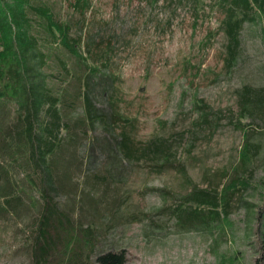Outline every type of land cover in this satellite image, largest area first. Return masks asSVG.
<instances>
[{"label":"trees","instance_id":"obj_1","mask_svg":"<svg viewBox=\"0 0 264 264\" xmlns=\"http://www.w3.org/2000/svg\"><path fill=\"white\" fill-rule=\"evenodd\" d=\"M215 2L224 10L220 29L228 40L225 67L230 73L246 59V27L259 24V33L264 34V0ZM28 12L39 19L46 38L60 41L62 50L37 48V37L29 34ZM69 30L70 25L59 22L46 4L0 0V111L9 102L16 106L12 122H4L0 115V215L32 210L25 245L30 264L124 263L123 248L106 247H119L113 236L122 221L143 217L121 208L116 185L121 169L138 151L151 159L150 170L174 169L183 176V187L188 185L185 192L171 196L159 189L168 196L156 213L167 214L176 224L213 226L227 219L234 205L244 206L246 215L252 211L253 204L243 193L255 186L252 179L263 147L254 140L252 125L264 137V85L247 81L235 88L238 112L229 110L228 121L242 130L238 157L220 188L219 180L208 179L200 186L187 176L176 146L186 137L189 155L196 139L209 137L205 129L219 124L222 109L212 110L195 98L189 109L209 111H202L187 136L184 131L156 135L138 150L131 132L120 126L132 121L118 111L112 98L115 77L87 62L80 37H69ZM88 41L92 40L86 41L87 50ZM47 59L55 63L50 76L40 67ZM53 77L59 79L54 83ZM16 169L23 171L21 178Z\"/></svg>","mask_w":264,"mask_h":264},{"label":"rangeland","instance_id":"obj_2","mask_svg":"<svg viewBox=\"0 0 264 264\" xmlns=\"http://www.w3.org/2000/svg\"><path fill=\"white\" fill-rule=\"evenodd\" d=\"M215 1L32 3L50 7L59 22L70 25L68 36L80 37V50L87 62L115 77L112 98L118 111L132 121H122L120 126L131 132L138 150L156 135L184 131L187 136L203 110L222 109L219 124L205 129L209 137L196 139L189 155L186 137L176 146L177 157L185 160V172L192 182L205 186L208 179L219 180L220 188L227 181L242 144V130L228 121L229 110L238 112L234 90L247 81L264 85V34L259 33V24L246 27V59L227 73L228 40L220 29L224 10ZM28 14L32 19L29 34L37 37V48L42 52L62 50L59 40L46 38L34 13ZM90 39L87 50L86 41ZM54 65L53 60L47 59L40 67L50 76ZM53 78L54 83L59 79ZM195 98L203 99L208 107L189 109ZM15 107L9 102L0 111L4 122L13 121ZM212 116L214 113L209 114ZM252 126L254 140L263 145L252 179L255 186L243 193V198L253 204L252 211L246 215L244 206L234 205L227 219L213 226L176 224L167 214L156 213V209L168 194L185 192L188 185L183 187L184 178L174 169L150 170L151 159L138 151L131 163L121 169L116 185L123 199L121 208L143 217L122 221L113 236V243L119 247L106 249L123 248V264H264V137L256 133L257 126ZM16 175L21 178L23 171L16 169ZM170 202L172 198L167 199ZM32 216L28 208L20 210L18 216L0 215V264H30L25 245ZM151 220L157 225H151Z\"/></svg>","mask_w":264,"mask_h":264},{"label":"bare ground","instance_id":"obj_3","mask_svg":"<svg viewBox=\"0 0 264 264\" xmlns=\"http://www.w3.org/2000/svg\"><path fill=\"white\" fill-rule=\"evenodd\" d=\"M226 16V15H225ZM222 29V28H221Z\"/></svg>","mask_w":264,"mask_h":264}]
</instances>
